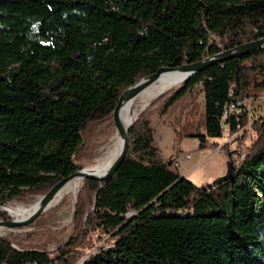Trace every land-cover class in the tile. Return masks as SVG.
<instances>
[{
  "label": "trees",
  "instance_id": "obj_1",
  "mask_svg": "<svg viewBox=\"0 0 264 264\" xmlns=\"http://www.w3.org/2000/svg\"><path fill=\"white\" fill-rule=\"evenodd\" d=\"M263 35L264 0H0V201L44 194L75 171L116 131L123 91L159 66ZM198 83L205 127L189 135L201 148L225 130L236 142L221 146L232 175L204 185L173 167L153 125ZM261 88L264 47L158 94L134 118L114 174L84 179L71 232L48 234L54 249L37 247L39 232L20 247L0 236V264H77L91 234L110 245L82 264H264V112L223 127L226 102Z\"/></svg>",
  "mask_w": 264,
  "mask_h": 264
},
{
  "label": "rangeland",
  "instance_id": "obj_2",
  "mask_svg": "<svg viewBox=\"0 0 264 264\" xmlns=\"http://www.w3.org/2000/svg\"><path fill=\"white\" fill-rule=\"evenodd\" d=\"M175 86L177 87L178 85ZM200 87V83L193 86L187 94H185L180 100L176 101L173 104L166 115H164L163 117H156L153 125L156 130V142L159 146L162 147L163 151L167 153V156H171L172 158H174L173 154L179 153L177 154L179 156V165L177 166L178 170L181 172L188 171L187 175L185 176L199 185H204L216 183V181L220 177L228 175L230 158L226 150L222 149L221 146L224 143L228 142L229 138L232 139L229 141L230 147L235 148L236 142L234 140L235 136L230 135L231 133L229 130H225L222 135L211 137L212 139H215L219 142L218 146L211 145L205 148H201L198 147V137L189 135L193 131H204L205 127V113L203 104L204 92L201 91ZM259 90V94L256 96L248 95L249 102L246 106V110L247 112H255L253 110H256V113H254V115H258L259 113L264 111V88H261ZM156 96L157 95L149 98L144 103L137 104L135 107V117L141 112V110L146 108L150 104V101ZM258 96H260V98H258ZM258 103H260V108L254 107L253 109H251V105L254 106V104ZM164 118H166L165 122L171 123L172 125L166 124L162 126V129H159L157 125L164 121ZM176 128L179 130L180 143L174 146V144L177 142V133L175 130ZM116 132L117 130L113 134L104 137L102 139L101 145L97 147L92 154L83 157L79 162H81L82 164H90L94 162L93 160L96 159L99 151H101V149L107 144L111 137L115 135ZM160 134H162L161 137L159 136ZM180 146L185 148L184 150L187 151L183 152L184 150H180ZM171 151L175 153H172ZM186 153H189L191 156L186 157ZM236 158H240V155H237ZM78 189L77 191H71L67 193L58 204L49 207L44 213H42L45 215L44 217H42L41 214L27 226L0 227V236L9 237L15 246L20 247L31 245L26 239L27 231H34L35 233L39 232L42 239L37 244V247L42 248L48 246L54 249L56 247V242L46 238V236L50 233L55 232L56 230L62 229L63 227H68V232H71L73 228L75 207L78 198ZM40 198L41 196L39 194L30 195L25 200L10 199L6 201V203H9L12 206L18 203L25 206H31ZM0 211H5L7 214V216L0 215V219H8L13 217V215L6 209H0ZM106 240H110L109 237L98 241V234H91L86 239L84 247L89 251L87 253H90L92 249H95V244H97L96 247H98L100 245H103Z\"/></svg>",
  "mask_w": 264,
  "mask_h": 264
},
{
  "label": "water",
  "instance_id": "obj_3",
  "mask_svg": "<svg viewBox=\"0 0 264 264\" xmlns=\"http://www.w3.org/2000/svg\"><path fill=\"white\" fill-rule=\"evenodd\" d=\"M263 47H264V35L259 37V38H256V39L243 42V43L235 46L234 48L223 49L220 52H217V53L212 54V55H208V56L204 57L203 59L195 61V62L184 63V64H181L178 66L161 65L153 73L148 74V75L140 78L139 80H137L135 83H133L132 85H130L129 87H127L123 91V93L121 94V96L117 102V105L113 111L114 121L116 124V130H119L120 134L122 136V146H121L120 151L117 154L116 158L111 163V165L106 170H104L103 172L95 173L92 171H82L80 169L82 166V163L77 162V164H76L77 168L75 171H73L69 175L61 178L49 191L40 195L42 198V203L35 211H33L29 215H27L25 217H21V218L11 217L8 219H0V224H3L7 227H15V226H21L22 227V226H27V225L31 224L38 216H40L42 213H44L49 208L48 201L57 192V190L70 177H72L74 175H83L85 178H92V179H98V180H104L106 178L111 177L126 157V154H127L128 148H129V144H130L129 129H130L131 124L134 121V119H133L128 127H125L123 125V123L121 121V117H120L121 104L125 98L134 97L138 93H140L147 85H149L150 83L155 81L163 72H165L167 70L175 69V68H182L186 71V77L183 79V80H185V79L191 77L193 74L207 68L208 66H210L212 64H215L217 62H222V61H225L231 57H234V56H237L240 54H244V53H248V52H251L253 50L263 48ZM181 82L178 84V86L176 88H179L181 86ZM165 90H162L160 93L164 92ZM160 93H158V94H160ZM233 171H234V167L232 166V163L230 162L228 175H226L224 177H220L216 182H218L222 179L229 178L232 175ZM0 203H6V201H0Z\"/></svg>",
  "mask_w": 264,
  "mask_h": 264
},
{
  "label": "bare ground",
  "instance_id": "obj_4",
  "mask_svg": "<svg viewBox=\"0 0 264 264\" xmlns=\"http://www.w3.org/2000/svg\"><path fill=\"white\" fill-rule=\"evenodd\" d=\"M179 75H177V74ZM186 77V71L182 68H175L171 70H167L163 72L155 81L147 85L140 93H138L134 97L125 98L121 104L120 108V117L123 125L128 127L133 118H135L136 114V105L140 103H144L149 98L157 95L162 90H165L171 86L178 85L184 78ZM165 92V91H164ZM158 97V96H157ZM122 146V136L120 131L117 130L115 135L111 137V139L107 142V144L99 151L97 157L94 162L90 164H82V171H92L95 173H101L106 170L113 160L116 158L117 154L120 151ZM85 177L83 175H74L70 177L52 196V198L48 201V206H54L58 204L63 197L71 192L77 191V189L82 185ZM37 200V199H36ZM42 203V198L37 200L31 206H25L23 204H16L14 206L9 203H0V209L8 210L13 217L21 218L29 215L33 211H35ZM21 207H29V208H21ZM5 226L0 224V227ZM83 263V262H82ZM81 263V264H82Z\"/></svg>",
  "mask_w": 264,
  "mask_h": 264
},
{
  "label": "built area",
  "instance_id": "obj_5",
  "mask_svg": "<svg viewBox=\"0 0 264 264\" xmlns=\"http://www.w3.org/2000/svg\"><path fill=\"white\" fill-rule=\"evenodd\" d=\"M249 102V96L248 95H245V96H242V97H239L237 99H234V100H231V101H228L226 102L225 104V110H224V120H223V127L225 129H228L229 128V122H228V118L231 117V116H234V118H239L241 116H244L246 113H247V110H246V106ZM231 135V134H230ZM232 140L231 138H229V141ZM231 149H233L232 147H230ZM239 155L238 153H234L233 154V161L236 163L240 160L241 158V155H240V158H236V156ZM243 155V154H242ZM191 155L189 153H186V157H190ZM178 157H175L173 158V167L174 168H177L176 167V164L179 163V160H178ZM103 245L105 246H109L110 245V240H106ZM90 253L89 254H85L84 257L81 259V261L77 264H81L85 259H87L89 257ZM30 264H38L36 262H32Z\"/></svg>",
  "mask_w": 264,
  "mask_h": 264
},
{
  "label": "crops",
  "instance_id": "obj_6",
  "mask_svg": "<svg viewBox=\"0 0 264 264\" xmlns=\"http://www.w3.org/2000/svg\"><path fill=\"white\" fill-rule=\"evenodd\" d=\"M263 96V95H262ZM258 98H260V96H258ZM259 104L260 103H258V104H254V106L253 105H251L250 107H251V109H253L254 107H258V108H260L259 107ZM250 109V110H251ZM253 111H255V112H252V111H248L247 112V114H246V116H244V118H245V120H248L249 118H252V117H254V116H256V115H254V113H256V110H253ZM264 112V111H263ZM263 112H261V113H263ZM260 114V113H259ZM166 121V118H164V121H162L161 123H159L157 126L159 127V129H162V126L163 125H166V124H171V123H167V122H165ZM165 122V123H164ZM172 125V124H171ZM228 134V133H227ZM160 137L162 136V134H160L159 135ZM176 137H177V135H176ZM184 139V138H183ZM195 139H197V138H195ZM182 142H183V140H182ZM181 146H182V143H181ZM180 146V150H184L185 148H183V147H181ZM198 147H199V144H198ZM185 151H187V150H184L183 152H185ZM172 152V151H171ZM165 153V155L167 156V153L166 152H164ZM172 153H175V152H172ZM177 154H179V153H175V154H173V157L175 158V157H177L178 155ZM179 165V163L178 164H176V167ZM177 170H178V168H176ZM178 172L179 173H181L182 175H187V173H188V171H184V172H181V171H179L178 170Z\"/></svg>",
  "mask_w": 264,
  "mask_h": 264
}]
</instances>
